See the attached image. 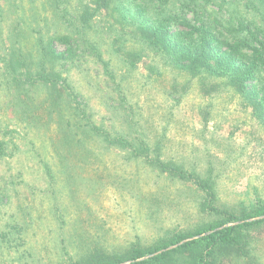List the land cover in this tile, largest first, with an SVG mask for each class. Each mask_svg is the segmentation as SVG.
Here are the masks:
<instances>
[{
    "label": "rangeland",
    "instance_id": "1",
    "mask_svg": "<svg viewBox=\"0 0 264 264\" xmlns=\"http://www.w3.org/2000/svg\"><path fill=\"white\" fill-rule=\"evenodd\" d=\"M121 56L114 64L129 73L126 104L119 98L110 108L114 101L95 89V77L104 78L96 66L88 78L78 70L68 82L90 99L106 132L147 143L140 157L104 140L69 150L55 127L17 124L0 62V264H95L161 246L217 221L201 206L210 200L203 180L214 183L222 211L240 215L264 203V125L248 101L212 77L194 78L152 57L125 65ZM158 159L171 164L164 169ZM239 233L241 248H217L213 256L194 248L173 254L169 264H197L196 255L204 256L201 264H264V224Z\"/></svg>",
    "mask_w": 264,
    "mask_h": 264
},
{
    "label": "trees",
    "instance_id": "2",
    "mask_svg": "<svg viewBox=\"0 0 264 264\" xmlns=\"http://www.w3.org/2000/svg\"><path fill=\"white\" fill-rule=\"evenodd\" d=\"M58 45L64 50L58 51ZM0 48L1 71L6 74L2 91L12 119L26 128L55 127L69 150L80 149L91 140L130 146L138 157L147 150L140 137H128L132 139L128 141L121 131L106 132L90 99L81 97L68 82L78 70L88 78L96 66L95 74L102 71L104 78L95 77V89L114 101L109 102L110 108L119 98L126 104L124 82L129 73L117 72V54L124 57L121 64L152 57L191 77L223 81L248 101L264 125V0H81L77 7L71 0H0ZM5 147L0 136V156ZM168 164L157 160V166L164 169ZM174 169L170 171L176 176L183 174L179 167ZM201 185L210 197L201 206L219 215L217 221L176 234L161 246L135 247L126 258L115 256L107 262L100 258L95 264L129 260L133 261L130 264H169L173 254L194 248L204 247L209 256L217 248H241L240 230L264 224V218L248 221L264 216V203L236 215L214 204L217 195L212 181L203 180ZM240 221L243 223L225 227ZM197 236L202 237L159 253ZM197 258V264L205 262L203 255Z\"/></svg>",
    "mask_w": 264,
    "mask_h": 264
},
{
    "label": "water",
    "instance_id": "3",
    "mask_svg": "<svg viewBox=\"0 0 264 264\" xmlns=\"http://www.w3.org/2000/svg\"><path fill=\"white\" fill-rule=\"evenodd\" d=\"M264 218V216L263 217H258V218H254V219H250V220H248L249 222H251V221H255V220H259V219H263ZM242 222H237V223H233V224H227L226 225V227H229V226H235V225H238V224H241ZM208 234H210V232L209 233H206V234H204V235H208ZM199 237H202V236H197V237H192V238H189V239H187V240H184L183 242H181V243H179V244H177V245H174V246H171V247H169V248H167V249H165V250H162V251H160L159 253H161V252H166V251H168V250H172V249H174V248H176V247H178V246H180V245H182V244H184V243H186V242H189V241H191V240H195V239H197V238H199ZM153 256V255H152ZM146 259V257H144V258H142V259H139V261H141V260H145ZM133 261H128V262H123V263H121V264H130V263H132Z\"/></svg>",
    "mask_w": 264,
    "mask_h": 264
}]
</instances>
